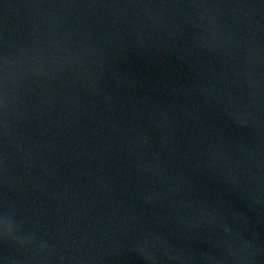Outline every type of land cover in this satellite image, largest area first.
<instances>
[{
	"label": "water",
	"instance_id": "obj_1",
	"mask_svg": "<svg viewBox=\"0 0 264 264\" xmlns=\"http://www.w3.org/2000/svg\"><path fill=\"white\" fill-rule=\"evenodd\" d=\"M0 264H264V0H0Z\"/></svg>",
	"mask_w": 264,
	"mask_h": 264
}]
</instances>
